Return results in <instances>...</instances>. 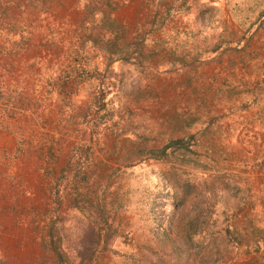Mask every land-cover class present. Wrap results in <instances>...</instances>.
I'll return each instance as SVG.
<instances>
[{"label":"rangeland","instance_id":"1","mask_svg":"<svg viewBox=\"0 0 264 264\" xmlns=\"http://www.w3.org/2000/svg\"><path fill=\"white\" fill-rule=\"evenodd\" d=\"M0 264H264V0H0Z\"/></svg>","mask_w":264,"mask_h":264},{"label":"trees","instance_id":"2","mask_svg":"<svg viewBox=\"0 0 264 264\" xmlns=\"http://www.w3.org/2000/svg\"><path fill=\"white\" fill-rule=\"evenodd\" d=\"M173 141H175V140H172V141H170V142H173Z\"/></svg>","mask_w":264,"mask_h":264}]
</instances>
